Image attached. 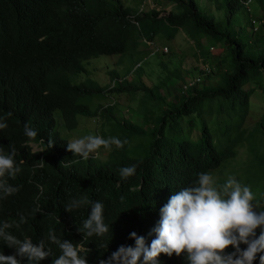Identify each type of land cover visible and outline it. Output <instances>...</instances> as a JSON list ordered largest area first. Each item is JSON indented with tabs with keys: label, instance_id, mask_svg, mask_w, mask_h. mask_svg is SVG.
Returning <instances> with one entry per match:
<instances>
[{
	"label": "trees",
	"instance_id": "trees-1",
	"mask_svg": "<svg viewBox=\"0 0 264 264\" xmlns=\"http://www.w3.org/2000/svg\"><path fill=\"white\" fill-rule=\"evenodd\" d=\"M163 1L171 2L172 8L166 12L155 6L142 10L122 0H0V117L8 125L0 130V147L8 152L14 146L22 169L9 180L13 186H20L19 192L0 200V222L18 220L20 214L28 218L26 224L9 231L20 239L31 238L33 244L44 240L52 254L39 264H52L60 255L59 248L47 240L50 229L61 240L82 244L88 264L107 260L121 245L134 247L131 232L150 244L154 233L148 234L172 194L192 185L200 172H210L223 183L226 169L219 168L222 163L253 136L264 138L259 135L264 133V109L250 130L243 125L255 88L248 81L257 73L262 75L264 91V0H255L261 11L252 19L257 25L249 36H244L243 30L237 35L231 28L234 12L249 10L242 0H218L222 9L218 19L199 0ZM164 25L171 29L163 33ZM177 28L193 34L199 45V38L205 37L228 49L230 56L224 65L219 60L214 65L202 64L208 67L204 73L200 68L204 75L218 74L215 84L198 87L200 77L183 88V80L182 92L159 109L151 125L147 117L140 123L118 119L114 101L102 103L111 91L141 89L145 95L142 104L154 97L165 102L160 94L154 95V85L127 79L126 75L140 74L139 64L149 47L158 53L153 47L160 43L153 38L159 32L172 37ZM100 53H115L126 59L121 76L115 77L118 73L114 69L109 71L112 79H117L115 84L108 87L90 77L72 81L75 74L85 71L84 61ZM55 109L68 129L75 126L76 114L96 119L101 116L109 123L102 136L128 143L122 148L113 145L103 159L74 156L67 150L68 139L57 129ZM144 111L153 112L146 107ZM204 112L208 118L203 117ZM181 119L186 128L181 126ZM26 122L38 132L34 141L24 135ZM193 127L198 134L195 140L191 137ZM49 139L53 145L47 149ZM31 143L39 148L33 149ZM260 162L264 163V158L254 164ZM131 165L137 166L136 174L121 180L119 170ZM256 169L264 174V168ZM84 196L104 204L105 223L110 228L106 236L83 238L77 230L89 215L88 206L65 211V205ZM259 200L264 210V195ZM37 204L41 212L30 216ZM240 247L243 250L246 245ZM0 252L15 255V249L2 241ZM260 255L264 252L257 254L253 264H260ZM158 261L186 264L175 254H160ZM21 264H27L26 258Z\"/></svg>",
	"mask_w": 264,
	"mask_h": 264
},
{
	"label": "clouds",
	"instance_id": "clouds-1",
	"mask_svg": "<svg viewBox=\"0 0 264 264\" xmlns=\"http://www.w3.org/2000/svg\"><path fill=\"white\" fill-rule=\"evenodd\" d=\"M11 115L8 113V116ZM3 120L0 117V130L8 127ZM24 135L34 141L38 132L26 122ZM41 143H44L43 139ZM126 143V139L118 137L86 135L68 142L67 150L87 160L93 154L98 155L101 147L111 149L115 145L116 148H122ZM52 145L53 141L49 139L47 149ZM16 155L14 146H10L8 152L0 147V200L20 190V186L9 183L22 171L15 159ZM39 162L44 163L42 160ZM136 169V165L122 167L119 170L121 180L133 177ZM84 206H88L90 212L82 228L77 230L83 234V238L106 236L110 228L105 223L102 202L84 196L65 205V211L70 213ZM41 210L37 204L29 215L34 217ZM159 217L156 226L148 234L151 236L154 233L150 244H146L145 237L131 232L129 238L135 240V246L121 245L107 260L101 259L99 264H159L160 254L168 257L183 255L187 264H253L257 254L264 252V210H261L251 186L234 176H228L220 183L210 172L197 173L192 185L168 198L159 210ZM27 222L28 218L23 214L19 215L18 220L0 222V241L15 249V255L0 252V264H21L24 258L27 264H39L51 256V248H46L43 239L33 244L31 238L20 239L9 231ZM47 240L60 250V255L52 264H88L87 255L82 254L85 252L82 244L61 240L52 229L48 232ZM241 244L246 245V248L242 250ZM229 246L233 251L226 252ZM259 261L264 264V255L259 256Z\"/></svg>",
	"mask_w": 264,
	"mask_h": 264
},
{
	"label": "rangeland",
	"instance_id": "rangeland-1",
	"mask_svg": "<svg viewBox=\"0 0 264 264\" xmlns=\"http://www.w3.org/2000/svg\"><path fill=\"white\" fill-rule=\"evenodd\" d=\"M122 1L129 5H138L142 10L155 6L163 12H166L168 9L172 8L171 2H164L163 0H160L162 4H157L153 0H142L140 2H137L138 0ZM199 3L200 5L202 4L204 9L212 12L215 18L218 19L222 17V9L218 7V0H199ZM246 6L249 8L248 11L243 9L236 10L231 20V28L237 33V35L243 30V35L249 36L252 32L251 28H253L254 25H257V22L252 19L261 11L258 3H256L255 0H251L250 4ZM248 13H250V15H248ZM165 29L169 30L171 27L164 25L163 33L165 32ZM163 33L159 32L157 34L158 36L153 38L155 42L160 43L159 49H157L158 53L151 52V47H149L148 54L146 56L144 55L145 58L140 61V74L137 75L135 72L133 74L130 72V74L126 75V78H131V80L139 79L148 86L154 85L152 87L154 95L160 94L163 96L165 102H161L158 97H154L145 104H142L145 95L141 89L134 92L111 91L107 93V98L106 96L105 98H102V103H110L111 100H113L115 107L114 114L118 119L125 117L136 123H140L145 117H147L149 118L148 123L151 125L154 116L158 114L159 109L166 107L169 102L174 100L178 93L182 92L180 85H182L183 80L185 81L198 76L201 77L200 82L197 84L198 87L203 83L213 85L218 78V74L212 72L211 74L204 75L200 71L201 65L205 62L214 65V63L219 60L221 61V64L224 65L227 62V59H229V51L221 42L213 43L209 38L201 37L199 38L201 45H199L196 42L197 39L195 36L183 28L175 29V33L172 37L166 38ZM164 44L166 46L165 50L161 48ZM125 63L126 59H121L118 54L100 53L85 60V71L75 74L72 77V81H79L85 77H90L100 84L111 87L115 84L117 79H112L109 71L114 69V71L118 73L115 77L121 76ZM221 71L222 70H220V72ZM261 79V73H257L248 81V84L255 86L249 96L248 112L243 121L244 127L248 130L254 126L264 109V91H262L261 88ZM132 82H135V80ZM144 107L153 110V112H145ZM53 114L56 120L57 129L61 135L68 139V142L86 135L102 136L103 131L107 130L109 127V123L106 121L104 122L103 120L105 119L101 116H97L96 119L95 116L76 114L75 126L68 129L64 126L58 109H55ZM203 117L208 118V115L204 112ZM180 124L183 128H186V123L183 119L180 120ZM259 135H264V133ZM191 137L194 140L198 138L197 129L194 127L192 129ZM247 142L248 143H245V145H239L235 149L234 155L227 158L219 168L226 169L223 172V178L225 180L228 176H234L242 183L250 185L252 191L256 194V200L261 203L259 198L264 195V174L260 173L256 168H264V163H254L258 159L264 158V138L263 140L262 138L255 139L253 136V138L247 140ZM31 145L33 149L39 148L35 143H31ZM249 145L251 149L247 150ZM111 149H104L101 147L99 149V154L93 155L103 159L107 157V153ZM254 158L256 159L254 160ZM231 250L232 248L229 246V248L226 249V252ZM180 258L187 264L183 255Z\"/></svg>",
	"mask_w": 264,
	"mask_h": 264
},
{
	"label": "built area",
	"instance_id": "built-area-1",
	"mask_svg": "<svg viewBox=\"0 0 264 264\" xmlns=\"http://www.w3.org/2000/svg\"><path fill=\"white\" fill-rule=\"evenodd\" d=\"M242 2H243L245 5H248V4L251 2V0H242ZM161 48L165 50V49H166V46H163V47H161ZM161 48H160V49H161ZM153 49L157 50V49H159V47L156 46V47H153ZM152 51H153V50H152ZM200 68H201V70H202L203 73L206 72V71H208V67H207V65H201ZM199 79H200V77H198V76L193 77V78H190V79H187V80H185V82H184V84L182 85V87H183V88H186V87H188V86H190V85H192V84L198 82Z\"/></svg>",
	"mask_w": 264,
	"mask_h": 264
}]
</instances>
